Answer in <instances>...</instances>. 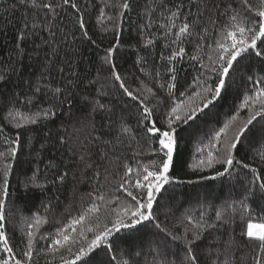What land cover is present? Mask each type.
<instances>
[{"label": "snow or ice", "instance_id": "obj_1", "mask_svg": "<svg viewBox=\"0 0 264 264\" xmlns=\"http://www.w3.org/2000/svg\"><path fill=\"white\" fill-rule=\"evenodd\" d=\"M0 19V264H264V0H0ZM97 28L112 39L89 78L72 57ZM183 185L198 207L173 211Z\"/></svg>", "mask_w": 264, "mask_h": 264}, {"label": "trees", "instance_id": "obj_2", "mask_svg": "<svg viewBox=\"0 0 264 264\" xmlns=\"http://www.w3.org/2000/svg\"><path fill=\"white\" fill-rule=\"evenodd\" d=\"M129 15L132 17V20L136 19L135 13H129ZM14 20L18 19V14L16 17H13ZM128 24L126 23L125 29H124V41L127 42L128 40ZM16 28L14 25H7L6 20L0 19V60H7L8 55L11 51V48L14 46V36H15ZM103 35L98 31V28L93 30V38L97 39L98 43H100V47L97 48L94 45L90 44H83L78 45V51L76 52L75 56L72 58L78 63L79 70L82 73H86L89 78L94 77L96 74V71L98 68H100V58L103 56V49L109 45V42L111 41L112 37L109 34L103 41L100 40V36ZM35 43H40L39 40H36ZM33 47L32 43L28 44V49L31 52V49ZM30 63V61H25V64ZM121 64V68L124 72H135L136 70L132 68V58L131 56L127 60V62L119 61ZM104 74H106V68L102 70ZM139 74V73H137ZM88 91L93 95H97L94 91H92L91 88L88 89ZM101 101L106 104H114L119 109L121 105L119 104L116 97L113 96H104L100 97ZM232 105V97H227L224 101L221 102V107L217 109L219 113V119L224 118V113L229 111ZM86 109L80 108L77 112V115H82L83 112H85ZM103 122L102 117H97V125L101 124ZM59 124V121L57 122V126ZM215 125V121L211 120L208 121L206 124L201 123L197 130L192 131V134L189 135L188 133H183V140L181 141L180 145V159L182 161H191L192 156L196 152L197 145L199 141L205 136V134L209 131L210 128H212ZM55 131V129L53 130ZM206 142V141H205ZM47 158H55L58 162L63 159L64 157L57 152H49L45 153V162ZM41 167L43 168V163L41 164ZM176 175H181V173L178 171ZM182 178L188 179V178H195L194 176H183ZM214 185H216L215 190L211 192V195L209 196L208 203L211 204L214 202L217 198H219L220 203H223V200L228 197V190L227 187L224 188L223 192H221L219 182H212ZM197 188L199 186H196ZM76 188L80 191H89L91 190V185L85 182L76 184ZM72 190H73V182H69L67 186L63 189H61L59 193V199H60V206L58 208V213L63 212V206L65 203H67L72 196ZM177 199L176 202L173 203V211L176 210V208L179 207L180 202H184V208H180V212H183L187 208H196L198 207L195 198L187 199L185 200V197L180 195V193H187V194H193L194 196V186L192 185H183L177 188ZM45 199L41 196V194L37 193L33 197L32 203L35 205V207L32 209L33 211H36V209H39L40 207V200ZM201 202H203V190H201V196H200ZM78 203V201H77ZM219 207V205H217ZM211 211V208H209ZM42 211V210H41ZM75 214V213H74ZM180 213L177 212V215ZM161 219H163V216H161ZM45 227H50L49 225H45ZM238 230V229H237ZM123 235V233H121ZM151 236L148 233H145V240H150ZM128 245L122 244L121 248L126 249ZM147 251V249H145ZM150 259V258H149ZM43 264V262H42Z\"/></svg>", "mask_w": 264, "mask_h": 264}]
</instances>
